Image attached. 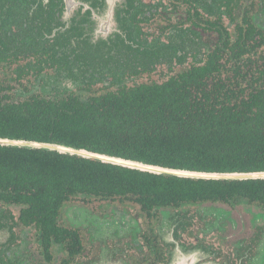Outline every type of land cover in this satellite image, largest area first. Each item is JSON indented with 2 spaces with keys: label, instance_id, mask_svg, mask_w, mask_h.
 I'll return each instance as SVG.
<instances>
[{
  "label": "flooded vegetation",
  "instance_id": "af4514ba",
  "mask_svg": "<svg viewBox=\"0 0 264 264\" xmlns=\"http://www.w3.org/2000/svg\"><path fill=\"white\" fill-rule=\"evenodd\" d=\"M249 24L254 35L264 32V0H0V106L19 111L25 102L161 81L195 57L202 62L222 28L234 40ZM0 146L112 157L21 137L0 136ZM235 185L231 194L227 184L206 191L170 184L106 195L62 185L54 204L0 196V264H264V188L247 194Z\"/></svg>",
  "mask_w": 264,
  "mask_h": 264
},
{
  "label": "trees",
  "instance_id": "16d2710c",
  "mask_svg": "<svg viewBox=\"0 0 264 264\" xmlns=\"http://www.w3.org/2000/svg\"><path fill=\"white\" fill-rule=\"evenodd\" d=\"M210 26L209 29H213ZM215 28V27H214ZM216 29V28H215ZM218 29V28H217ZM251 24L229 39L223 28L200 62L163 80L0 106V136L54 141L112 157L203 172L264 171V32ZM247 194L264 180L205 181L154 175L99 160L0 146V196L58 203L62 185L106 195L138 187L206 191L227 184ZM113 189V190H112ZM29 190V191H26ZM31 193L30 195V192Z\"/></svg>",
  "mask_w": 264,
  "mask_h": 264
},
{
  "label": "water",
  "instance_id": "95a60500",
  "mask_svg": "<svg viewBox=\"0 0 264 264\" xmlns=\"http://www.w3.org/2000/svg\"><path fill=\"white\" fill-rule=\"evenodd\" d=\"M16 144H25L24 142H17ZM39 146L52 148L61 152H70L74 151L77 153H81L76 150H72L69 148H65L61 145H50V144H40L36 143ZM82 154H84L82 152ZM94 158L103 160L107 163L115 164V165H121L129 168H135L143 171H148L156 174L165 173V174H171L179 177H187V178H196V179H230V180H246V179H264V171H258V172H224V173H217V172H188V171H173L170 169L148 165V164H142L140 162L136 161H128L120 158H114V157H107L102 155L94 154Z\"/></svg>",
  "mask_w": 264,
  "mask_h": 264
},
{
  "label": "rangeland",
  "instance_id": "374dc122",
  "mask_svg": "<svg viewBox=\"0 0 264 264\" xmlns=\"http://www.w3.org/2000/svg\"><path fill=\"white\" fill-rule=\"evenodd\" d=\"M212 43H213V38L211 37L210 40H209V44L208 45L210 46ZM155 78H158L159 79V77H155Z\"/></svg>",
  "mask_w": 264,
  "mask_h": 264
}]
</instances>
